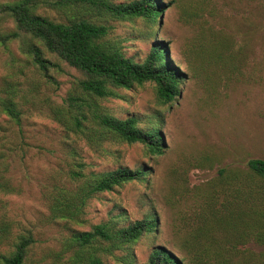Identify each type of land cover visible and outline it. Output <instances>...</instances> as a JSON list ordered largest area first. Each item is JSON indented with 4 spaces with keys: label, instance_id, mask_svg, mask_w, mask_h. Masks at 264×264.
Wrapping results in <instances>:
<instances>
[{
    "label": "rangeland",
    "instance_id": "obj_1",
    "mask_svg": "<svg viewBox=\"0 0 264 264\" xmlns=\"http://www.w3.org/2000/svg\"><path fill=\"white\" fill-rule=\"evenodd\" d=\"M14 1L0 0V5ZM111 1L121 4L132 0ZM161 1L166 9L153 27L142 19L109 20L107 24L110 37L120 40L125 56L136 62L145 59L155 40L164 43L168 59L185 76L178 96L160 105L153 84L146 83L118 90L119 98L101 105L116 118H135L143 130L158 129L165 145L163 155L148 156L140 144L87 141L66 131L46 105L44 112L39 103L24 105L22 136L14 123L0 117L3 136L12 140L7 145L12 152L1 150L10 164L7 176L16 190L0 194V217L11 223V242L21 228L33 230L38 242L28 264H57L53 256L71 232L106 222L117 229L127 227L150 212H156L160 219V237L154 239L149 234L126 250L115 251L116 257L102 256V264H143L154 244H165L178 253L173 244L174 230L184 227L180 218H189L197 208L196 188L205 193L223 182L219 176L222 168L237 174L238 179L221 185V199L250 192L256 208L264 209V180L251 181L247 166L249 160H264V78L259 82L257 77L256 81L248 79L250 74L257 75L255 64L264 67V0L261 8L257 4L260 0ZM47 14L61 20L71 16L63 11ZM84 16L98 21L92 15ZM13 29V21L1 15L0 33ZM224 41H228L230 53L217 49L219 60L213 46ZM22 47L20 40L0 44V87L25 60ZM51 74L54 84L46 83L29 66L26 79L22 78L23 88L32 90V95L39 92L40 97L64 109L80 75L64 65ZM73 163L83 165L86 172L145 166L150 173L143 182L95 195L84 209L81 224L50 223L44 194L54 185L69 186L65 173ZM181 196L185 200L179 203ZM9 245H1L0 252H6ZM240 249L260 253L264 243L250 241Z\"/></svg>",
    "mask_w": 264,
    "mask_h": 264
},
{
    "label": "trees",
    "instance_id": "obj_2",
    "mask_svg": "<svg viewBox=\"0 0 264 264\" xmlns=\"http://www.w3.org/2000/svg\"><path fill=\"white\" fill-rule=\"evenodd\" d=\"M43 9L45 13L40 12ZM165 9L161 0H132L121 4L111 0H16L0 5V16L5 15L14 23L13 30L0 33V44L6 46L9 41L20 40L21 52L25 55V60L0 87V117L5 116L14 123L17 134L22 136L24 105L39 103L44 112L46 105L51 117L66 131L87 141L140 144L148 156L163 155L165 145L158 129L143 130L133 117L116 118L101 102L119 98L118 90H130L146 83L153 84L160 105L176 99L178 86L184 83L185 76L168 59L164 43L155 40L145 59L136 62L125 56L120 40L110 37L111 27L107 24L109 20L142 19L153 27ZM47 11L70 12L71 16L56 19ZM84 15H92L98 21ZM213 48L218 58L217 49L230 53L228 41L216 42ZM60 65L80 75L67 95L64 109L40 97L39 92L32 95V90L23 88L22 80L31 66L46 83L54 84L51 72ZM255 67L257 75L250 74L248 79L256 81L257 77V82L262 81L264 67L259 63ZM3 134L5 131L0 126V194L9 195L16 190L7 176L10 164L1 149L8 152L13 149L7 146L12 140ZM247 166L251 181L264 180V160H249ZM149 173L145 166L86 172L83 165L73 163L65 173L69 186L54 185L44 194L49 210L47 220L81 224L91 198L131 182H143ZM219 176L223 182L205 189V193L196 188L199 191L197 208L189 218H180L184 227L174 230L173 244L178 253L165 244H152L143 264H264V252L240 249L250 241L264 243V209L256 208L250 192L243 196H237L236 192L221 199L218 189L238 176L226 168L219 170ZM182 200L185 197L181 196L177 202ZM160 233L161 223L156 212L118 229L108 222L100 223L89 230L71 232L60 242L61 249L53 259L57 264H102V256L116 257L115 251H124L149 234L158 239ZM11 239V223L0 217V246L11 243L6 252H0V264H28L29 254L38 242L33 230L23 227L12 242ZM119 259L126 261V258Z\"/></svg>",
    "mask_w": 264,
    "mask_h": 264
}]
</instances>
